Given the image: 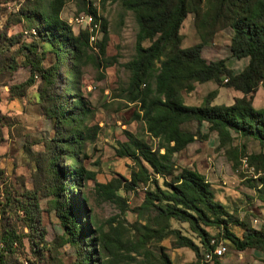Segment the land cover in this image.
I'll use <instances>...</instances> for the list:
<instances>
[{
    "label": "trees",
    "instance_id": "trees-1",
    "mask_svg": "<svg viewBox=\"0 0 264 264\" xmlns=\"http://www.w3.org/2000/svg\"><path fill=\"white\" fill-rule=\"evenodd\" d=\"M67 1L34 0L32 10L22 12L30 23L29 28L35 31L37 41L23 42L21 48L26 53L23 56L25 66L30 68V76L24 84L33 85V77L39 74L40 85L35 99L41 103L43 113L56 131L66 128L63 138L59 140L64 142L65 148L50 146L54 152L49 158L48 172L49 187L55 197L52 206L64 229L65 243L80 242L82 246V250L81 247L78 250L77 260L72 264H173L166 254L150 259L152 252L146 248L150 238L160 239L168 233L175 234L177 246L190 248L198 257L200 249L211 253L217 245L206 230V227L212 226L218 227L222 241L229 242L236 250L253 248L264 251V226L260 230L245 224L242 236L236 235L227 226L225 206L214 199L204 175L190 168L179 167L173 161V155L185 149L197 137L198 132L183 128L184 123L192 121L199 124L207 122L209 129L216 131L222 145L231 140L233 131L242 136H252L264 148V107H254L251 97H248L257 86L261 85L264 89V0H110L124 10H130L138 25L134 55L123 63L129 77L117 97L136 105L133 119L140 121L143 132L157 141L156 146L151 147L145 140L125 132L126 140L117 142L115 155L130 158L136 169L130 171V177L123 185L116 180L97 184L104 199L125 205V200L115 194L116 190L120 187L133 189L147 181L154 183V190L146 192L143 205L155 207L156 219L152 226L142 223L146 231L138 233L134 240L124 238L119 226H110L108 230L101 226L92 229V220L88 221V225L80 219L83 213L86 216V197L83 194L72 196L66 190L78 188L80 176H86L82 175L83 168L78 166L77 154L84 144L94 141L99 127L86 124L88 109L82 96L75 92L68 94L74 84L65 89L64 94L54 88L58 68L67 64V75L74 83L82 65L90 63L96 68H104L114 62L113 58L105 55L108 40L105 19H100L101 38L94 41L97 52H93L90 36L99 19L96 8L88 1H82L81 11L91 18V32L89 28H84L74 33L61 17ZM189 13L194 15L199 40L183 47L180 28ZM226 27L233 31L229 45L231 56L248 59L239 73H235L225 59L208 61L202 54L213 36ZM14 38L12 35L0 39L13 44L17 42ZM145 42L148 44L144 45ZM49 55L53 57L52 60ZM47 61L49 64L45 66ZM20 65L14 56L0 57V86L10 80ZM224 79L226 82L223 84ZM207 81H213L217 86L233 87L242 96L230 105L211 104L209 99L199 106L185 104L183 93L191 92L195 84ZM15 88L14 85L9 86L10 94L22 96L24 92L17 93L13 90ZM5 119L6 116L0 111V127L5 125ZM2 137L0 130V141ZM57 149L63 152L58 154ZM61 157L71 160L61 166ZM2 175L0 170V178ZM92 177L93 174L87 175V178ZM156 177L162 179L163 189L158 186ZM60 180L64 182V190L59 200L57 196L63 187ZM16 191L10 185L0 189V264H6L7 256L23 248L26 234L22 227L34 230L38 239L30 241L34 252L45 249L47 244L39 217L32 213V217L28 218L32 224H22V217H29L33 208L37 212L35 192L25 195L30 203H23L14 199L20 196ZM15 208L23 214L22 217L17 214L15 217L21 223L11 219ZM125 209L121 207L122 212ZM171 220L186 223L199 243L181 234L178 229L169 227ZM134 229L137 230V227ZM137 255H142V260ZM219 258L213 256L212 264H220Z\"/></svg>",
    "mask_w": 264,
    "mask_h": 264
},
{
    "label": "rangeland",
    "instance_id": "rangeland-1",
    "mask_svg": "<svg viewBox=\"0 0 264 264\" xmlns=\"http://www.w3.org/2000/svg\"><path fill=\"white\" fill-rule=\"evenodd\" d=\"M82 1L68 0L61 12V17L71 26L74 33L91 27V18L81 11ZM86 1L96 8L99 17L92 32L94 36L92 51L97 52L94 41L101 38L100 21L105 19L108 32L105 55L113 58L114 62L104 68H96L90 63L82 65L77 75L78 79H75L74 83L67 75V64L58 68L54 88L60 94H64L65 89L74 84L68 94L75 92L82 96L88 109L86 124L99 127L94 141L84 144L77 154L78 166L83 168L82 175L86 176H80L78 188L66 190L72 196L83 194L86 197L84 201L86 216L83 213L80 219L88 225V221L92 220L94 226L91 225L92 229L101 226L108 230L110 226H119L124 238L134 240L138 233L146 231L142 228V223L145 226H152L156 219L155 207L150 204L143 205L146 192L154 190V183L147 181L137 184L133 189L125 190L120 187L116 190L115 194L125 200V205L104 199L97 189V184L116 180L123 185L125 180L129 179L130 171L136 169L130 158L115 155L117 142L126 140L125 132L145 140L151 147H155L157 143L156 139L143 132L142 123L133 119L136 105L117 97L129 77V71L123 67V63L134 55L138 25L133 13L122 9L116 2ZM33 2L34 0H0V38L14 35V41H17L8 44L0 39V57L4 59L7 56H14L21 64L10 80L0 86V111L6 116L5 125L0 127L3 136L0 141V170L3 172L0 189L10 185L12 189L17 190V194H20L14 199L23 203H30V199L25 195H29L31 191L35 192L37 212L32 207L33 212H30V216L22 217L23 214L17 212L15 208L11 219L13 222L21 223L15 219L17 214L22 217V224L25 226L32 224L28 219L32 217V213L39 217L40 227L45 230L44 239L47 244L45 249H36L37 252H34L30 247L31 239L38 240L34 230L22 227L26 234L23 248L7 256L5 262L72 264L77 260L78 250L80 247L82 250V246L80 242L65 243L67 238L63 233L64 229L52 206L55 197L49 187L51 183L48 172L49 158L54 152L50 146L65 148L64 142L59 140L63 138L66 128L56 131L53 123L43 113L41 103L36 101L35 94L40 85L39 74L33 77V85L24 84L30 76V68L25 66L23 61L26 53L22 50L21 44L31 40L37 41V38L35 31L29 28V21L22 16V12L26 9L32 10ZM89 31L91 32V28ZM180 33L184 47L199 40L194 27L193 13H189L184 19ZM232 34L230 27L218 31L203 48L202 54L208 61L225 59L226 64L235 73H239L248 59H236L231 56L229 45ZM49 59L52 60L53 57L49 55ZM47 64L48 61L44 63L45 66ZM225 82L224 79L223 84ZM10 85L16 86L13 89L15 92H24L23 95L12 96L9 92ZM212 92L215 93L211 94ZM241 96L242 93L233 87L217 86L214 82L197 83L194 91L183 93L185 102L190 106L202 105L206 99H209L211 104L230 105ZM248 97H251L254 107H264V89L261 85L248 94ZM184 128L193 133L198 132L197 137L185 149L173 155L174 163L204 175L214 193V199L225 206L227 216L224 218L232 232L242 236L245 224L261 230L264 226V148L258 140L232 131L231 140L222 145L216 131L210 130L207 122L200 124L196 121L186 122ZM56 152L59 154L63 151L57 149ZM70 160L68 157H61L59 164L66 165ZM88 174H93V177L87 178ZM156 179L158 186L163 189L162 179L158 177ZM62 186L57 196L59 200L63 195L64 182ZM154 204L157 202L154 201ZM121 207L126 209L122 212ZM170 226L199 243L186 223L171 220ZM134 227H137L138 231ZM206 230L217 246L225 247L224 254L219 258L220 264H264V251L253 248L236 250L229 242L222 241L218 227H206ZM92 236L94 235H90ZM177 242L176 235L172 233L160 239L150 238L146 244V248L152 252L150 259L166 254L173 264H212V256L204 255L209 252L200 249L199 256L196 257L190 248L179 247ZM137 258L142 260L143 256L137 255Z\"/></svg>",
    "mask_w": 264,
    "mask_h": 264
},
{
    "label": "built area",
    "instance_id": "built-area-1",
    "mask_svg": "<svg viewBox=\"0 0 264 264\" xmlns=\"http://www.w3.org/2000/svg\"><path fill=\"white\" fill-rule=\"evenodd\" d=\"M88 19V17H87ZM91 41L94 40V36L93 34L90 36ZM223 247L224 246H215L214 250L211 253H204V255H212L213 256H217V257H221L223 255Z\"/></svg>",
    "mask_w": 264,
    "mask_h": 264
},
{
    "label": "crops",
    "instance_id": "crops-1",
    "mask_svg": "<svg viewBox=\"0 0 264 264\" xmlns=\"http://www.w3.org/2000/svg\"><path fill=\"white\" fill-rule=\"evenodd\" d=\"M183 47H184V45H183ZM211 82H213V81H207V82H204V83H211ZM204 83H198V84H204ZM215 83V82H214ZM195 87H196V84H195ZM194 90H195V88H194ZM193 90V91H194ZM189 93V92H188ZM184 102H185V100H184ZM185 104H187L186 102H185ZM183 128H184V124H183ZM184 129H186V128H184ZM189 130V129H188ZM191 131V130H190Z\"/></svg>",
    "mask_w": 264,
    "mask_h": 264
},
{
    "label": "bare ground",
    "instance_id": "bare-ground-1",
    "mask_svg": "<svg viewBox=\"0 0 264 264\" xmlns=\"http://www.w3.org/2000/svg\"><path fill=\"white\" fill-rule=\"evenodd\" d=\"M91 25V24H90ZM92 26V25H91ZM96 27V26H95ZM90 29V28H89Z\"/></svg>",
    "mask_w": 264,
    "mask_h": 264
}]
</instances>
